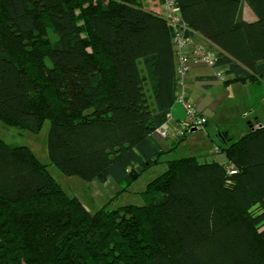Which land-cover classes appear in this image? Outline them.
Returning a JSON list of instances; mask_svg holds the SVG:
<instances>
[{
    "label": "trees",
    "instance_id": "trees-1",
    "mask_svg": "<svg viewBox=\"0 0 264 264\" xmlns=\"http://www.w3.org/2000/svg\"><path fill=\"white\" fill-rule=\"evenodd\" d=\"M176 1L225 83L263 78L264 0ZM173 38L142 0H0V121L38 133L49 120L50 163L124 192L168 153L155 131L178 100ZM217 147L225 162L167 160L144 204L90 212L0 138V264H264V124Z\"/></svg>",
    "mask_w": 264,
    "mask_h": 264
},
{
    "label": "crops",
    "instance_id": "crops-1",
    "mask_svg": "<svg viewBox=\"0 0 264 264\" xmlns=\"http://www.w3.org/2000/svg\"><path fill=\"white\" fill-rule=\"evenodd\" d=\"M142 2L147 10L156 12L161 15L163 14L164 0H142ZM243 17L248 21L256 19L254 12L250 7L248 8V5L246 3H244L243 5ZM194 39L197 42L204 44L207 49L212 51V47L203 36L195 33ZM185 83L186 91L193 101L194 105L198 109L199 113L207 118L206 125L203 128L191 129L186 133L185 138L181 142H176L173 139L163 140L160 139L157 134L155 135L156 139L161 143L165 151H167L168 153L176 148H179L180 146H182V144H184L183 141L189 139L190 148L186 146L185 147L193 152L194 155L199 156V159H201L202 162H225L226 157L223 152H216L215 149L219 145H226L227 143L238 140L239 134H232L231 132L225 130L224 123H226L227 121L222 115L219 116L216 122L215 133H211L208 126L210 123V119L217 117L223 110L222 108L225 102L231 99V86L233 84H238L241 82H232L227 84L224 82V80H220L215 77L214 68L204 64H200L194 65L190 69L189 73L186 76ZM241 84L252 85L254 83L245 82ZM247 114L248 115L245 117L249 119L247 120V126L250 129L259 122L262 123L261 119L263 117L260 113H256L255 110H250V113ZM185 120L186 113L184 106L177 100L171 107L166 124L176 125L180 121ZM205 134L207 135L206 137L203 136ZM206 138H209V140ZM92 186L94 187V197L98 207L104 206L108 202L113 201L114 198H117L118 196H121L128 191H131V188L129 186L128 190L119 192L122 186L118 185L112 178H108L106 181L93 179ZM84 205L90 212H92V210H90L86 204Z\"/></svg>",
    "mask_w": 264,
    "mask_h": 264
},
{
    "label": "rangeland",
    "instance_id": "rangeland-1",
    "mask_svg": "<svg viewBox=\"0 0 264 264\" xmlns=\"http://www.w3.org/2000/svg\"><path fill=\"white\" fill-rule=\"evenodd\" d=\"M51 38H54V35H51ZM231 92V99L225 102L222 108L223 110L217 117L210 119L208 128L211 133H215L216 122L219 116L222 115L227 121L224 123L225 130L231 132L232 134H239L238 138H240L251 130L247 126V120L249 119L244 116L245 112L250 113V110H255L256 113H260L263 117L261 119L262 124H264V76L259 82L252 85H245L241 83L233 84L231 86ZM49 128V120L44 121L38 133H32L30 131L20 129L17 126H8L4 122L0 121V138L10 145L28 146L42 163L48 164L50 173L69 195L80 198L84 204L92 210V212L99 210L102 206H97V202L94 197L92 180L88 181L77 175H66L58 166L50 163L48 155ZM203 136L206 137L207 135L205 134ZM206 139L209 140V138ZM183 143L184 144H182L179 148L166 153L162 157L160 163L147 168L137 178L133 179L129 185L131 191L114 198L109 207L116 208L129 203L136 205L144 204L145 200L141 191L145 189L147 182L159 176L166 170L167 160L194 155L193 152L186 148H190V140L186 139Z\"/></svg>",
    "mask_w": 264,
    "mask_h": 264
},
{
    "label": "built area",
    "instance_id": "built-area-1",
    "mask_svg": "<svg viewBox=\"0 0 264 264\" xmlns=\"http://www.w3.org/2000/svg\"><path fill=\"white\" fill-rule=\"evenodd\" d=\"M168 25L174 31L173 44L175 49L176 74L178 79V101L183 104L186 120L180 121L176 125L164 124L155 131L160 139L177 140L185 132L193 128H203L207 123V118L202 116L186 91V76L194 65L204 64L214 68V54L202 43L194 39L191 30L181 19V9L176 0H164V12L162 14ZM215 75L223 80L222 71L215 69ZM248 114L245 113L244 116ZM216 152L218 147H216ZM230 173H234L232 167H228Z\"/></svg>",
    "mask_w": 264,
    "mask_h": 264
},
{
    "label": "water",
    "instance_id": "water-1",
    "mask_svg": "<svg viewBox=\"0 0 264 264\" xmlns=\"http://www.w3.org/2000/svg\"><path fill=\"white\" fill-rule=\"evenodd\" d=\"M142 171H143V168L138 165V166L133 167L130 170L129 175L131 178L135 179Z\"/></svg>",
    "mask_w": 264,
    "mask_h": 264
}]
</instances>
